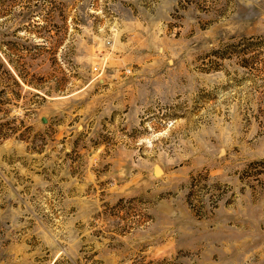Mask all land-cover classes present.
Listing matches in <instances>:
<instances>
[{
    "label": "rangeland",
    "instance_id": "obj_1",
    "mask_svg": "<svg viewBox=\"0 0 264 264\" xmlns=\"http://www.w3.org/2000/svg\"><path fill=\"white\" fill-rule=\"evenodd\" d=\"M264 264V0H0V264Z\"/></svg>",
    "mask_w": 264,
    "mask_h": 264
},
{
    "label": "trees",
    "instance_id": "obj_2",
    "mask_svg": "<svg viewBox=\"0 0 264 264\" xmlns=\"http://www.w3.org/2000/svg\"><path fill=\"white\" fill-rule=\"evenodd\" d=\"M54 264H61L60 262H55Z\"/></svg>",
    "mask_w": 264,
    "mask_h": 264
}]
</instances>
